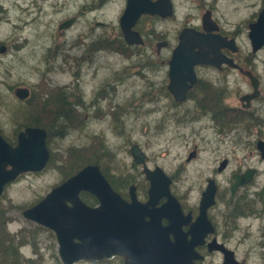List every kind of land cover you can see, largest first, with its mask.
Instances as JSON below:
<instances>
[{
	"label": "flooded vegetation",
	"instance_id": "flooded-vegetation-1",
	"mask_svg": "<svg viewBox=\"0 0 264 264\" xmlns=\"http://www.w3.org/2000/svg\"><path fill=\"white\" fill-rule=\"evenodd\" d=\"M81 1V5L74 11L72 5L74 8L78 0H24L20 9L24 16H58L65 11H71L57 22V38L51 39L61 42L55 44L57 46L55 49L54 45H44L42 58L39 61L40 67L41 64L45 66L52 64L51 66L58 67L61 66V60L57 59L59 53L64 51L71 54L70 60L62 65L69 69V71H64L68 73H66L68 80L58 83L55 94V104L59 102L58 96L61 95L65 106L60 104L57 109L53 108V111H57L61 116L57 117V120L51 119V126L54 129H62L64 125L74 122L73 118L70 121L65 119L76 110L80 112L81 119L76 124L91 133L87 137H91L92 140L105 141L107 137L101 131L103 129L99 130L101 132L97 131L94 128V123L107 118L105 129L109 127L111 134H115L117 140L113 143L115 145L121 139L120 122L130 115L128 113H132V110L121 112V107H124L120 103L121 98H118L117 102L111 100L119 91L124 92L121 87L124 82L107 84L108 88H105L104 85L99 88L90 86L89 92H86V89L85 91L81 90L80 83L82 85L84 81L94 79L90 75L93 76L96 73L93 70L83 77V73H86L84 72L85 67L96 64V68H98L107 62L111 63V61H97L98 58L104 59L105 56H112L115 61L130 59L131 65L135 67L130 65L128 69H135L133 75L140 78L142 84L138 85L141 86L140 89L132 90L128 98L132 101L143 100L140 105L146 111L145 115L156 117L152 126L148 125L149 129L160 126V124L163 127L164 121H170L165 117L170 113H172L171 117L174 115L179 117V119H172L173 123L181 122V124L187 123V125L192 120L189 117H208L211 121L210 127L214 129L213 133L217 132L218 135H221L219 137H228L233 146L246 148L245 155L232 157L224 151L221 152L219 142L215 140L213 134L211 137L206 136L207 139L190 135L184 140V144L187 145L190 139L197 138V141L192 144L193 150L187 154L184 161L179 160L171 167L169 165H164V167L153 161L152 156L147 155L135 142L128 150L131 158L125 160L127 170L125 168L122 171L117 166L110 169L104 165L103 161L113 162L114 153L109 156L103 155L105 157L103 161L96 159V162L89 164H97L111 187L128 202L131 200L130 189L132 187L138 201L145 203L149 199L150 179L147 178L144 169L147 168L148 173H153L155 176L157 171L160 172L163 179L168 180V189L167 195H160L155 206L168 205L173 201L175 204L176 202L180 211L179 229L183 233H187L188 240L193 236L188 232L194 228L193 241L195 244L192 247L197 255L193 259L194 264H264V157L257 148L259 141L264 142V78L258 73L256 66L254 68L252 66V64H257L258 52L264 48V44L258 50L253 51L249 40L250 48L241 49L237 40L241 33L239 28L234 29L231 25H224L217 17L222 10L218 5V0H184L182 2L149 0V3H158L159 11L141 12L137 15L138 17L130 26L132 35L128 34L127 37L121 27V17L125 12L127 0H93L95 1L93 3L90 2L91 0ZM188 2H190L193 11L188 8V12H184L182 18H177V16H182L181 4L186 5ZM111 4H119L117 13L119 17L116 29L110 30L108 36L106 35L108 23L95 16H107L109 8L105 6ZM263 4L264 2L259 10L247 20V36L250 30L249 24L257 20L259 12L264 9ZM5 9L0 2V14L4 15ZM195 10L198 12L194 13ZM204 18L209 19V23L206 25ZM173 20L180 21V24L171 32L169 22ZM80 21L84 24L85 30L79 32L76 39L81 40V43L75 39L73 43L69 44L72 38L68 32ZM67 23L68 25H66ZM184 28H192L204 35L224 37L226 42L233 39L234 44L231 47L227 45L220 47V50L215 54L207 53L206 51L209 49L206 48V54L195 55L198 51L197 47L178 52L180 34ZM97 30L102 32H97ZM129 40L133 41L129 42ZM0 44L3 43L0 42ZM80 45H82L81 51L75 53L73 48H78ZM49 54L53 56L50 57ZM198 59L208 61H197L192 65L191 62ZM209 60L219 62V65L213 64ZM228 60H231L232 63H229ZM187 68H190V71L186 70ZM141 71L145 74H142ZM78 72L81 73L79 77L82 76L83 79L78 78ZM130 72L126 70L123 74ZM232 74L240 75L241 80L229 82L228 77ZM242 77L245 79L244 82H242ZM252 80L256 84L255 87ZM241 83H244L245 86L242 91ZM111 87H114V90L108 98L106 93H110L109 88ZM29 91L31 92V90ZM179 94L183 96L177 100L180 97ZM16 99L18 98L16 97ZM18 100L24 101L25 99ZM136 103L138 104V102ZM117 115H119L118 119ZM241 115L245 120L241 123L235 121V118ZM86 116L89 117L88 124L85 121ZM112 122H115V125ZM233 124H237V126ZM240 126L249 129L248 134L254 135L253 145L242 140H234L242 138V131H235ZM26 127L29 126L23 125L17 130L13 141L7 140L1 131L0 133L7 142L15 146L18 133ZM35 127L45 130L46 145L50 153L45 168L33 172L41 173L52 162L53 153L49 148L47 128L41 123ZM190 132L194 131H188L187 135ZM101 143L103 141L99 145ZM196 145L204 151L202 158L198 156ZM133 146H138L143 153L142 162L134 160L131 152ZM252 147L255 148L251 150ZM94 157L97 158L96 155ZM83 158L90 159L86 156ZM196 160L195 171L190 173L187 165ZM76 172L66 177L62 173L61 179L54 186ZM79 197L91 206L98 203L96 197L88 191H80ZM160 220L163 226L169 224L166 217H161ZM52 235L57 241L54 232ZM169 236L171 241L175 240L171 234ZM145 256V253L135 251L131 253L130 257L116 254L101 259L81 260L74 264H149L145 260Z\"/></svg>",
	"mask_w": 264,
	"mask_h": 264
},
{
	"label": "rangeland",
	"instance_id": "rangeland-1",
	"mask_svg": "<svg viewBox=\"0 0 264 264\" xmlns=\"http://www.w3.org/2000/svg\"><path fill=\"white\" fill-rule=\"evenodd\" d=\"M23 1L24 0H0L3 8H6L4 10V15L0 14V42L6 46V51L3 54H0V131L7 139L13 141L15 140L17 130H19L18 128L26 125V121L29 119L17 121L14 118H11V111L13 109L12 106L15 107V105L19 103L24 105L27 104L25 101L18 103L19 100L16 99L13 94L15 88L17 86L29 88V90H31L30 95L35 97V102L32 106L33 108L26 111L29 112L27 116L35 118L37 123L43 124L49 131V148L53 153V158L52 162L41 173H23L15 181L6 186L3 193L4 196L0 198L1 203L3 204V202L8 203L11 201L14 204L22 205L21 209L14 208L6 212L5 216L11 218V221L6 227L11 232H16L20 228H27L31 231L36 229L35 225H33L36 223L24 218L22 210L35 204L55 184H57L61 179L63 173L62 170L75 164L76 159L79 157L86 156L92 158L96 155V159L103 161V159H105L103 155L109 156L114 153L113 162L103 161L104 165L108 166L110 169L117 166V168L119 167L120 170L124 171L125 168L127 170L125 160L131 158L128 152L129 147L135 142L141 146L147 155L152 156L153 161L162 164V166L169 165V167H171L173 166V163H177L179 160L184 161L187 154L193 150L194 146H192V144L197 141V138L190 139L188 142L189 144L185 145L184 140L188 136L195 135V137L200 136L202 139H207L206 136L211 137L212 134L215 140L219 142L221 152L224 151L232 157H242L245 155L244 152L246 148H240L236 145L233 146L228 137H219L221 135H218L217 132H215L216 134L213 133L214 129L210 127L211 121L208 117H189L192 120L187 125V123L181 124V122L173 123L172 119H179V117L175 115L171 117L172 113H170L165 116L168 120L170 119V121H164L163 127H161L160 124V126L149 129V126H152L154 123L153 120H155L156 117L154 115H145L146 111H144L140 105V102L143 100L137 99L132 101L128 98V95L132 90L135 91L141 88V86L138 85L142 84V80L133 75L135 72L133 70L135 69H128L131 65L130 59L115 61L112 56H105L104 59H97V61L101 62L103 60L111 61L110 64L107 62L101 65L100 62L102 67L96 68L97 65L92 64L89 67L84 68V72L86 73H83V77L91 73L93 70L96 73L93 76L90 75V77H93L94 79L84 81V84H82L83 86L80 83V89H84V91L86 89V92H89L91 90L90 86L99 88L104 85L105 88H108L107 84H114L115 82L121 84L124 82V85L121 86L123 87L124 92L119 91L116 96L111 98V100H114L115 102L118 101V98H121L120 103L124 106L121 107L122 113H124L123 111L130 112L132 110V113H128L130 115L125 117L124 121L120 122L122 128L120 129L121 139L115 145L113 144L117 140L115 139V134H111L109 127L105 129L107 118H103L102 121H96L94 123V128L97 131L103 129L101 131H103V134L106 135L107 139L105 141L102 140L103 143L99 145L102 141L97 139L92 140L91 137L88 138L87 135L90 136L91 133L76 124L79 120L81 121L80 112H77L76 110L65 119L66 121H70L73 118L74 122L64 125L62 129H54L51 126L50 121L51 119L57 120V117L59 118L61 115L57 111H53V108L56 107L57 109L60 104L65 106V103L61 99V95L58 96L59 102L55 104V94L57 92L56 86L58 83L66 82L68 80V73L64 71H69V69L62 65L64 62L70 60L71 54L64 51L60 52L57 59L61 60V66L58 67L51 66L52 64L48 66L41 64L40 67L39 61L42 58V51L45 48L44 45H54L53 47L55 49L57 48L55 44L61 42L57 39H51L54 37L57 38V22L71 11H65L58 16H24L23 12L20 10ZM177 1L182 2L184 0ZM90 2L93 3L95 1L91 0ZM261 2L263 3L264 1L218 0V5L222 10L217 17L224 25H231L234 29L239 28L241 33L237 37V40L239 41L241 49L246 50L250 48L249 39L246 34L247 20L252 14L259 10L262 4ZM81 3L82 1L78 0L74 8L72 5V10H76ZM105 7L109 8L108 15L95 17L108 23L106 35L109 36L110 30L116 29L117 26L119 4H111L110 6ZM188 8H191L193 11L190 2L186 5L181 4L182 16H177V18H182L185 14L184 12H188ZM196 12H198V10H195L194 13ZM96 14H99V12H96ZM179 24L180 21L178 20L170 21L169 25L171 32L178 28ZM159 25L160 24L158 23V26ZM83 30H85V27L84 24H82V21H80L68 32L69 36L72 38V41L69 44L73 43L77 38L78 33ZM97 32L102 31L97 30ZM47 34H49V36H47ZM76 40L81 43V40ZM57 45L60 46V44ZM81 46L82 45L78 47L80 49L73 48L75 49L74 52L79 53L81 51ZM49 56L52 57L53 55L49 54ZM256 60L258 61L257 64H252V66L253 68L256 66V70L261 77L264 78V48L258 52V58H256ZM131 66L135 67L133 65ZM126 70L131 72L125 73L124 75L123 72ZM141 73L143 74L144 72L141 71ZM77 74L79 79H83L82 76L79 77L81 74L80 72ZM235 74L228 77L229 82H237L241 80V76ZM244 81L245 79L242 77V82ZM240 85L241 91L245 89L244 83H241ZM109 90L110 93L105 92L106 97L108 98L114 90V87L109 88ZM47 97H49L48 100L46 99ZM136 102H138V104ZM116 117L118 119L119 115ZM229 117L230 116L228 115V118ZM244 120L245 119L242 115L235 118V121H240V123ZM85 121H87V124L89 123L88 116L85 117ZM112 124L115 125V122H112ZM155 124H157L156 121ZM233 125L237 126V124ZM91 128L93 127L91 126ZM190 130L194 132H190V134L187 135V132ZM239 130L242 131V138L234 140H242L243 142L253 145V138L255 137L254 135L247 133L250 132V130L240 126L237 127L235 131ZM254 148L255 147H252L251 150ZM195 149L199 153L198 156L202 158L204 156V151L197 145ZM71 156L73 157V164L71 163ZM196 162L197 160L187 165L190 173L195 171ZM36 232L38 234L36 249L32 247V243H27L19 248V251L23 257H25L21 264H63L58 254L57 241L52 237V232L40 230L39 228Z\"/></svg>",
	"mask_w": 264,
	"mask_h": 264
},
{
	"label": "water",
	"instance_id": "water-1",
	"mask_svg": "<svg viewBox=\"0 0 264 264\" xmlns=\"http://www.w3.org/2000/svg\"><path fill=\"white\" fill-rule=\"evenodd\" d=\"M158 9L157 2L127 0L121 17L125 37L132 35L130 26L137 15L141 12H158ZM207 23L209 19L204 18V24ZM249 29L248 37L253 51H256L264 44V9L259 12L257 20L249 24ZM233 44V39L226 42L224 37L204 35L192 28H184L180 34L178 52L197 47L195 55H203L206 48L209 49L207 53L215 54L220 47H231ZM5 48L4 44H0V53ZM197 61L208 60L198 59L192 61V65ZM209 62L219 65L215 60ZM228 62L232 63L231 60ZM186 70L190 71V68ZM252 82L255 87L254 80ZM14 95L22 100L29 97L30 91L26 87H16ZM182 96L176 95L177 100ZM257 148L264 157V142L259 141ZM131 152L136 162L143 161V153L138 146H133ZM49 157L46 132L41 127L29 126L20 131L15 146L0 133V196L5 186L22 173L38 172L45 168ZM144 171L150 179L149 199L145 203L137 200L133 187L130 189L131 200L128 202L123 199L111 187L97 164H87L52 187L35 204L22 210V215L55 233L58 254L63 264L116 254L130 257L135 251L145 253V260L149 264H194L193 259L197 257L192 247L195 244L194 228L188 232L193 235L188 240L187 233L179 229L180 211L176 202L155 206L160 195H167L168 180L163 179L158 171L156 176L149 174L147 168ZM80 191L90 192L98 203L95 206L86 204L79 197ZM161 217L168 218L169 224L163 226ZM169 234L174 237V241L170 240Z\"/></svg>",
	"mask_w": 264,
	"mask_h": 264
},
{
	"label": "trees",
	"instance_id": "trees-1",
	"mask_svg": "<svg viewBox=\"0 0 264 264\" xmlns=\"http://www.w3.org/2000/svg\"><path fill=\"white\" fill-rule=\"evenodd\" d=\"M46 99L48 100L49 97H47ZM24 101L27 102L26 105L19 103L23 101H18L19 104L15 105V107L12 106L13 109L11 111V114H12L11 118H14L17 121H20V120L24 121L26 119H29L28 121H26L27 123L25 126H35L38 124L37 120H35V118H32L31 116H27L29 112H26L27 110L33 108L32 106L34 105L35 97L30 95ZM7 140L10 141V139H7ZM75 162L76 163L73 164V157L71 156V163L73 165L71 167H66L65 170H62L65 177L69 176L73 172H76L77 168L79 169L83 167L85 164L96 162V158L92 157L90 159H84L83 157H79L76 159ZM21 206L22 205L14 204L11 201L8 203L3 202L2 204L1 199H0V264H21L23 261V255L19 251V246L25 243H29V244L32 243L31 244L32 247L36 249L35 247H37V239H38V234L36 230L39 228L40 230H45L48 232L50 231L44 226H41L39 224H33L36 227V229L33 231L27 228H20L16 232H11L6 227L7 224L11 221V218H9L8 216H5L6 212L14 208L21 209Z\"/></svg>",
	"mask_w": 264,
	"mask_h": 264
},
{
	"label": "bare ground",
	"instance_id": "bare-ground-1",
	"mask_svg": "<svg viewBox=\"0 0 264 264\" xmlns=\"http://www.w3.org/2000/svg\"><path fill=\"white\" fill-rule=\"evenodd\" d=\"M136 44V43H135ZM167 205V204H166ZM169 207V206H168Z\"/></svg>",
	"mask_w": 264,
	"mask_h": 264
}]
</instances>
